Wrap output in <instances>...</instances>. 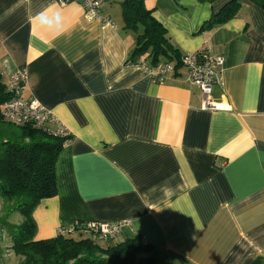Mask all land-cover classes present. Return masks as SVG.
Here are the masks:
<instances>
[{
  "label": "crops",
  "instance_id": "obj_1",
  "mask_svg": "<svg viewBox=\"0 0 264 264\" xmlns=\"http://www.w3.org/2000/svg\"><path fill=\"white\" fill-rule=\"evenodd\" d=\"M120 1L87 21L76 3L0 0L2 82L25 68L23 97L71 136L56 194L32 212L33 239L127 219L118 239L150 247L133 264H264V8L237 0L232 19L207 28L229 0L145 1L181 56L225 59L205 108L181 66L159 84L128 62Z\"/></svg>",
  "mask_w": 264,
  "mask_h": 264
},
{
  "label": "trees",
  "instance_id": "obj_2",
  "mask_svg": "<svg viewBox=\"0 0 264 264\" xmlns=\"http://www.w3.org/2000/svg\"><path fill=\"white\" fill-rule=\"evenodd\" d=\"M146 0H121L123 29L134 35L135 46L128 62L143 57L149 66L174 62L179 66L181 55L169 42L163 26L145 6ZM212 4L217 0H195ZM264 8V0H248ZM237 0H229L211 17L207 28L232 19L239 9ZM10 98L0 75V105ZM5 124L0 114V125ZM18 134L0 144V233L6 232L13 264H133L135 258L150 247L140 236L112 242L94 240L89 235L73 233L47 240H34L32 212L39 202L56 194L55 161L64 140L31 126L15 127ZM22 216L20 224L7 222L10 214ZM0 235V240H1Z\"/></svg>",
  "mask_w": 264,
  "mask_h": 264
},
{
  "label": "built area",
  "instance_id": "obj_3",
  "mask_svg": "<svg viewBox=\"0 0 264 264\" xmlns=\"http://www.w3.org/2000/svg\"><path fill=\"white\" fill-rule=\"evenodd\" d=\"M106 0H54L59 5L76 3L83 10V16L87 21L99 19V10ZM103 21V20H102ZM105 23L109 22L104 20ZM225 59L221 55L213 54L207 48H201L185 53L180 58V64L186 71V82L196 86L202 96V105L211 108L210 91L213 85H220ZM132 66L148 75L153 82L162 84L175 71L172 62H161L153 66L147 65L140 57ZM27 74L25 68L15 70L7 82L5 90L10 98L0 105L2 120L15 127L31 126L32 128L50 133L64 140V145L71 140L67 129L55 118L51 111L44 108L34 98H24ZM130 225L125 219L112 223L101 222H76L66 229H59L58 235L65 236L73 233L89 235L94 240L101 242L116 241L122 230Z\"/></svg>",
  "mask_w": 264,
  "mask_h": 264
},
{
  "label": "rangeland",
  "instance_id": "obj_4",
  "mask_svg": "<svg viewBox=\"0 0 264 264\" xmlns=\"http://www.w3.org/2000/svg\"><path fill=\"white\" fill-rule=\"evenodd\" d=\"M18 134V130L12 126L1 124L0 125V144L3 142V140H10L12 137ZM1 204V200H0ZM1 209V205H0ZM22 221V216L14 212L10 214V216L7 219V222L11 225H17L20 224ZM1 240H0V259L4 260L5 264H13L16 263L17 258L12 254L11 251V243L10 239L7 236V233L4 231L0 233Z\"/></svg>",
  "mask_w": 264,
  "mask_h": 264
}]
</instances>
